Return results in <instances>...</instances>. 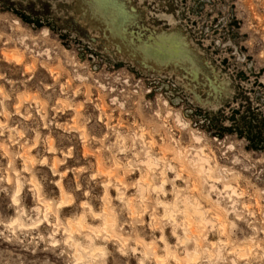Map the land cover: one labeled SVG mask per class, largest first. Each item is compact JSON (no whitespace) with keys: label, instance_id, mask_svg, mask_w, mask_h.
Wrapping results in <instances>:
<instances>
[{"label":"rangeland","instance_id":"1","mask_svg":"<svg viewBox=\"0 0 264 264\" xmlns=\"http://www.w3.org/2000/svg\"><path fill=\"white\" fill-rule=\"evenodd\" d=\"M67 221L94 264H264V0H0V264H76Z\"/></svg>","mask_w":264,"mask_h":264},{"label":"bare ground","instance_id":"2","mask_svg":"<svg viewBox=\"0 0 264 264\" xmlns=\"http://www.w3.org/2000/svg\"><path fill=\"white\" fill-rule=\"evenodd\" d=\"M6 56L8 58L14 59L16 62H18V60H19V57L17 55H15V54H12L11 55L12 57L10 55H6ZM67 156H69V155H67ZM29 160H33V159L30 158ZM42 162H45V158L42 160ZM23 163H24V166H25V160L23 161ZM24 168L27 169L26 166ZM6 179H7V182L9 183L11 178H10L9 175H6ZM30 183H31V186L33 187V189L35 191V194H36V199H37V203H38L37 209L38 210L40 208L43 209L42 210V218H40L38 221H36V222H34L32 224H25L23 222H20L18 217H13L9 222H6L7 225L13 229V231H15V229L17 228L16 225H18V228H20V229L21 228L22 229H32V228H38L40 225H42L45 222H48L50 224V221H49V218H48V213L52 209V203L51 202H46L43 199L42 193H41L40 184H38L34 179H30ZM16 184H17L16 190H15L14 195L11 197V201H12V203L14 205H19V196H20V194L22 192V186H21V183H20L19 179H17ZM56 185L58 186V189L60 191L61 198L56 202L55 206L58 209H63L65 207L69 206L71 204L72 200L71 199L64 200L63 199V185L58 183V182H56ZM162 187H163V185L161 184L160 187L155 186L154 189L155 190L156 189L161 190ZM163 193H164V191H163ZM198 207H200V206H198ZM89 208H90L89 210L92 211V208L91 207H89ZM197 208L194 209V212L197 214V217L203 216L204 212L199 210V209H197ZM22 213L26 214V210L24 208L22 209ZM131 213L133 214L134 211L131 210ZM172 216H173V213H172ZM212 216L216 217L217 220L221 222V225L219 226V228L222 229V234H224L226 229H227L226 222L222 220L221 215L218 214V213H216V214L214 213V214H212ZM110 219L111 218L107 215V220L106 221H108ZM184 219H185L184 236L183 237L178 236V240H179L178 242L184 246V245H186V243L189 242V239L193 237V240L196 243V245L197 246H201L202 244H201V241L199 240L198 236L201 235L202 233L197 230L196 226H194L193 220H191L187 216V214H184ZM213 220H214V218L212 217V218H210V220L208 222H213ZM175 223H178V221L175 220ZM67 224L70 226L67 229L69 234H68V237L64 240V242L66 244H70V245H72L74 247V255L73 256L75 257L76 264H94V263H92L93 260L91 262L90 261L89 262L85 261L83 251L80 249L78 243L73 238L74 227H73V225L71 224L70 221H67ZM53 226L56 228V230L52 231L50 233L49 237L51 239V245L52 246H58L61 243H60L59 239H57L55 237V235L57 234V231H58V229L61 226L56 224V223H54ZM213 226L214 225H212V227ZM82 227H84V226L82 225ZM67 230H65V231H67ZM92 234L93 235H102V236H106L105 238L108 237L109 239L117 240L119 243L122 244V246L126 247V243H127L126 241L127 240H124V239L120 238L119 236L115 235L113 232L110 231V229L107 226H104L102 231H95V230L92 231L91 230L90 233L87 234L88 239H93ZM160 239L162 241L166 242V238L164 237V235H162ZM223 243H226V242H223ZM212 245L215 246L213 244V242H212ZM134 250L136 251V248H134ZM184 250L186 252H188L187 248H184ZM100 251H104L103 248H95V249L90 250L91 258H97L96 253L100 252ZM207 251L209 253V256L213 255V253H212V251H210V249H207ZM194 252H195V255H194L193 258H191L192 259L191 262H192V264H198V258H199V255L201 254V252L199 251V249L197 247L194 249ZM148 254H149L148 250H144V255L147 256ZM247 254L248 253H247L246 249L243 248V247L239 248L236 251V255L238 256L239 259L246 258ZM167 255H172L173 259L176 261L177 264H182V259H181V257L178 254L175 253V254H167ZM154 258H156V260L158 261L160 257L157 258L156 256H154ZM161 262H163V258H162ZM141 264H144V263L141 262ZM234 264H236V263L234 262Z\"/></svg>","mask_w":264,"mask_h":264}]
</instances>
